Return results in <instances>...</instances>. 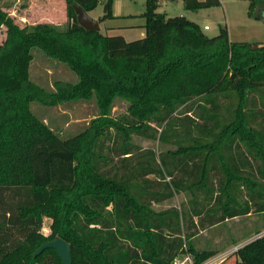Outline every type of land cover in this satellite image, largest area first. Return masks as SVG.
Instances as JSON below:
<instances>
[{"label": "trees", "instance_id": "1", "mask_svg": "<svg viewBox=\"0 0 264 264\" xmlns=\"http://www.w3.org/2000/svg\"><path fill=\"white\" fill-rule=\"evenodd\" d=\"M66 1V27L22 26L0 6V264H63L53 248L34 255L57 236L73 264H170L185 252L205 261L220 250L198 249L201 231L264 213V43L234 42L227 26L208 36L159 12L160 0H147L146 37L127 42L79 24L74 6L90 12L101 0ZM249 1L252 14L264 8ZM34 48L77 80L33 81ZM118 100L128 107L116 116ZM83 101L97 114L68 139L31 108ZM178 194L180 206L155 208ZM236 253L238 264H264V234Z\"/></svg>", "mask_w": 264, "mask_h": 264}, {"label": "rangeland", "instance_id": "2", "mask_svg": "<svg viewBox=\"0 0 264 264\" xmlns=\"http://www.w3.org/2000/svg\"><path fill=\"white\" fill-rule=\"evenodd\" d=\"M107 0H101L95 12L90 16L94 19L99 16ZM158 11L168 17L183 15L198 22L208 36H216L221 26H227L230 40L234 42L264 43V8L258 7L254 14L250 12L249 0H221L217 7L203 8L198 11L185 9L183 1L160 0ZM0 6L7 11L20 25L50 22L60 27H66L69 21L66 0H0ZM147 11V0H113V16L104 22L105 26L126 28L134 21H143ZM133 12L138 16L130 17ZM128 15V16H126ZM96 17V18H95ZM146 20V19H145ZM208 25V29L204 26ZM103 28V29H104ZM6 27L0 31V44L4 42ZM30 66L31 79L47 89H52L57 80L76 81L77 76L63 63L50 60L36 52ZM128 104L118 100L114 113L119 116L127 111ZM31 108L39 117H42L51 127L57 129L62 138L68 139L86 128L90 120L97 114L95 101L76 102L58 107H49L32 102ZM136 142L144 147L160 150V142L135 138ZM187 198L183 194L173 199L155 205L156 209H165L170 206H180ZM51 219L45 218L43 233L48 235ZM260 231V232H259ZM264 234V213L252 212L246 216H239L224 223L201 231L194 243L198 249L220 250L231 249L235 241L245 244ZM226 264H238L237 253L228 257ZM225 264V263H224Z\"/></svg>", "mask_w": 264, "mask_h": 264}, {"label": "water", "instance_id": "3", "mask_svg": "<svg viewBox=\"0 0 264 264\" xmlns=\"http://www.w3.org/2000/svg\"><path fill=\"white\" fill-rule=\"evenodd\" d=\"M74 8L80 25L88 30H100L99 21L92 18L89 12H87L82 6L75 5ZM47 248L56 249L62 258L63 264H73L71 246L65 239L57 236L54 239L41 244L34 252V255L37 256L41 254Z\"/></svg>", "mask_w": 264, "mask_h": 264}, {"label": "crops", "instance_id": "4", "mask_svg": "<svg viewBox=\"0 0 264 264\" xmlns=\"http://www.w3.org/2000/svg\"><path fill=\"white\" fill-rule=\"evenodd\" d=\"M178 1H183V0H178ZM184 3V2H183ZM96 9L92 10L89 12V14H93L95 12ZM106 4L104 7L103 12L97 16V20L99 21V25H100V31L107 36H113V35H122L125 37L127 42H134V41H138L141 39H144L146 37V18L141 22V21H134L131 24L125 26L126 28H117V27H113V26H105L104 28V22H106L107 19H109L110 17L106 16ZM130 17H135L138 16L137 14L130 12L128 14ZM126 15V16H128ZM104 28V29H103Z\"/></svg>", "mask_w": 264, "mask_h": 264}, {"label": "built area", "instance_id": "5", "mask_svg": "<svg viewBox=\"0 0 264 264\" xmlns=\"http://www.w3.org/2000/svg\"><path fill=\"white\" fill-rule=\"evenodd\" d=\"M204 28L208 29L209 27L208 25H205ZM243 245H234L231 249H226L225 251L219 252L201 263L194 262L191 253H181L170 264H223L231 254L236 252Z\"/></svg>", "mask_w": 264, "mask_h": 264}]
</instances>
